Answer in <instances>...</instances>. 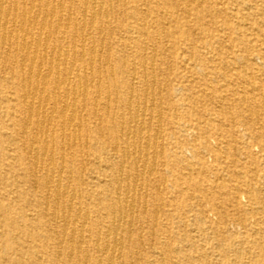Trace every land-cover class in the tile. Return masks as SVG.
Masks as SVG:
<instances>
[{
  "label": "rangeland",
  "instance_id": "374dc122",
  "mask_svg": "<svg viewBox=\"0 0 264 264\" xmlns=\"http://www.w3.org/2000/svg\"><path fill=\"white\" fill-rule=\"evenodd\" d=\"M94 1L3 4L0 264H264V0Z\"/></svg>",
  "mask_w": 264,
  "mask_h": 264
},
{
  "label": "bare ground",
  "instance_id": "6f19581e",
  "mask_svg": "<svg viewBox=\"0 0 264 264\" xmlns=\"http://www.w3.org/2000/svg\"><path fill=\"white\" fill-rule=\"evenodd\" d=\"M35 1V0H34ZM39 1V0H38ZM43 2H45L46 0H42ZM53 1V0H52ZM84 1V0H83ZM104 1V0H103ZM103 1L102 0H95L94 1V3H93V6H92V12L91 13H93L94 15L96 14V13H98L96 10H98L99 11V9H100V7H101V5H102V3H103ZM4 2H5V0H0V19H1V17L3 16V12H4V10H3V4H4ZM39 3V2H38ZM59 4V3H58ZM83 4H84V2H83ZM53 5V4H52ZM91 5H92V2H91ZM100 6V7H99ZM14 7V6H13ZM23 7V6H22ZM43 7H44V4H43ZM53 7V6H52ZM96 7H99V9H97ZM108 7H109V5H108ZM29 8V7H28ZM15 9V8H14ZM23 9V8H22ZM39 9V8H38ZM29 10V9H28ZM45 10V9H44ZM51 10V9H50ZM105 10V9H104ZM58 11H60V10H58ZM65 11V10H64ZM86 11V10H85ZM15 12V11H14ZM23 12V11H22ZM52 12V11H51ZM100 12V11H99ZM102 12V11H101ZM7 13V12H6ZM85 13V12H84ZM15 14V13H14ZM86 14V13H85ZM105 14H106V10H105ZM35 14H33V11L32 10H30L29 12H24V13H22V15H21V19H20V27H24L26 24H29V26L31 27V26H39V28H41L42 26H44V24H45V22H47L46 21V19L49 17V15H52V14H50V12L48 13V12H46V14H45V17H43V19H41L42 21H38V19L34 16ZM37 15H38V13H37ZM54 15V14H53ZM10 16V15H9ZM44 16V15H43ZM98 16V15H97ZM14 17V16H13ZM38 17V16H37ZM59 17H60V15H59ZM5 18V17H4ZM51 18H52V16H51ZM91 18V17H90ZM70 19V18H69ZM95 19V18H94ZM79 20V19H78ZM100 20V19H99ZM4 21H5V19H4ZM51 21V20H50ZM60 21V20H59ZM95 21V20H94ZM94 21H93V23H94ZM13 22V21H12ZM75 22V21H74ZM56 23V22H55ZM59 23V22H58ZM91 23V22H90ZM89 23V24H90ZM101 23V22H100ZM4 24H5V22H4ZM66 24V23H65ZM75 24V23H74ZM57 25V24H56ZM83 25V24H82ZM86 25V24H85ZM28 26V25H27ZM46 26V25H45ZM93 26H94V24H93ZM61 27H62V25H61ZM60 27V28H61ZM75 27V26H74ZM84 27V26H83ZM49 28V27H48ZM67 28V27H66ZM22 30V29H21ZM27 30V29H26ZM57 30H58V28H57ZM74 30V29H73ZM3 31V30H2ZM88 31V30H87ZM11 32V31H10ZM50 32V31H49ZM55 32V31H54ZM28 33V32H27ZM75 33V32H74ZM49 34V33H48ZM81 34V33H80ZM10 35V34H9ZM8 35V36H9ZM50 35V34H49ZM48 35V36H49ZM82 35V34H81ZM32 36V35H31ZM30 36V37H31ZM3 39V38H2ZM47 39H50V38H47ZM9 40V39H8ZM37 40V39H36ZM6 41V40H5ZM22 42V41H21ZM36 43V42H35ZM2 44V43H1ZM47 44L48 43H44V44H41V43H36V44H34V43H29V45H25V47H24V50H25V57H24V62H25V65H28L27 67H29L30 69L31 68H33L34 66H35V62H36V59H38V61H42L43 59H42V56H43V54H45V53H42L44 50H46L47 48H48V46H47ZM3 46V45H2ZM94 46V45H93ZM59 47V46H58ZM72 48V47H71ZM90 48V47H89ZM58 49V48H57ZM15 50V49H14ZM67 50V49H66ZM22 51V50H21ZM65 51V50H64ZM59 53V52H58ZM63 55H66V54H63ZM79 55H80V53H79ZM98 56H99V53H98ZM49 57H51V56H49ZM57 57H58V55H57ZM55 58V59H51V60H49L48 61V63H46L47 65H48V67L49 68H53V67H58L59 65H61V60L59 59V58ZM80 57V56H79ZM43 58H44V56H43ZM65 58V57H64ZM78 59V58H77ZM45 60V59H44ZM78 61V60H77ZM80 61H82V59L80 60ZM66 62V61H65ZM75 62V61H74ZM67 63V62H66ZM87 63V62H86ZM89 63V62H88ZM39 64V63H38ZM37 64V65H38ZM63 65H65V64H63ZM71 65V64H70ZM91 65V64H90ZM93 65H91V67H92ZM46 67V66H45ZM70 67V66H69ZM20 68V67H19ZM28 68V69H29ZM63 68H64V66H63ZM88 68H89V66H88ZM151 68V67H150ZM38 70V69H37ZM64 70V69H63ZM57 72V71H56ZM68 73H69V71H68ZM76 73V72H75ZM17 74V73H16ZM28 74V73H27ZM37 74V73H36ZM36 74H35V76H36ZM40 74V73H39ZM62 74H63V76H64V73L62 72ZM70 75V74H69ZM91 75V74H90ZM46 76V75H45ZM84 76V75H83ZM22 77V76H21ZM53 77V76H52ZM110 77H111V75H110ZM38 78V77H37ZM49 78V77H48ZM27 79V78H26ZM64 79V78H63ZM23 80V79H22ZM59 80V79H58ZM42 81V80H41ZM91 81V80H90ZM37 82H38V79H37ZM65 82V81H64ZM63 82V83H64ZM133 82V81H132ZM42 83V82H41ZM44 83H46L45 81H44ZM58 84L60 83V82H57ZM83 83V82H82ZM85 83V82H84ZM131 83V82H130ZM27 84V83H26ZM70 84V83H69ZM57 85V84H56ZM64 85H66L65 83H64ZM28 86V85H27ZM38 86V85H37ZM69 86V85H68ZM78 86V91H73V93H71V95H70V93H69V91L67 90V89H65V86H63L64 87V98H65V101H64V104H63V108H62V111H64L63 113H65V112H67V110H68V105H67V103H66V100H70L71 102H72V104H75L79 99H81V97H83L84 96V88H81V84H79V85H77ZM29 87V86H28ZM36 87V86H35ZM74 87V86H73ZM145 87V86H144ZM43 88V87H42ZM55 88V87H54ZM68 88V87H67ZM45 89V88H44ZM75 89V88H74ZM86 89V88H85ZM35 90H37V89H35ZM35 90H33V89H29L28 91H27V94L28 95H30V97H37L38 96V92L37 91H35ZM130 90V89H129ZM60 91V90H59ZM150 91H152L151 89H150ZM87 92H88V90H87ZM42 93V92H41ZM153 93V92H152ZM51 95H53V94H51ZM152 95V94H151ZM54 96V95H53ZM143 96V95H142ZM145 96V95H144ZM41 97V96H40ZM63 97V96H62ZM57 98H58V95H57ZM145 98V97H144ZM10 99V98H9ZM32 99V98H31ZM59 99V98H58ZM152 99V98H151ZM45 100V99H44ZM81 100H83V99H81ZM60 101V100H59ZM153 101V100H152ZM158 101V100H157ZM160 101V100H159ZM39 103V102H38ZM58 103V102H57ZM61 103V102H60ZM128 103V102H127ZM151 103V102H150ZM138 104V103H137ZM51 105V104H50ZM37 106V105H36ZM61 106V105H60ZM50 107V106H49ZM71 107H73V105L71 106ZM144 107V106H143ZM149 107V106H148ZM128 108V107H127ZM73 109H74V107H73ZM143 109V108H142ZM142 109H141V111H142ZM151 109V108H150ZM36 110V109H35ZM72 110V109H71ZM50 111H51V109H50ZM61 111V112H62ZM150 111V110H149ZM143 112V111H142ZM142 112H141V114H142ZM145 112V111H144ZM74 113V112H73ZM150 113V112H149ZM76 114V113H75ZM140 114V113H139ZM138 114V115H139ZM144 114V113H143ZM142 114V116H144ZM58 115V114H57ZM64 115V114H63ZM79 115V114H78ZM136 115V114H135ZM158 115V114H157ZM35 116V115H34ZM62 116V115H61ZM133 116V115H132ZM31 117V116H30ZM122 117V116H121ZM141 117V116H140ZM160 117V116H159ZM31 119V118H30ZM36 119V118H35ZM80 119V118H79ZM78 119V120H79ZM139 118L138 117H136V118H129V122L127 123V124H129V125H131V124H133V125H139V124H141V120H140V123H138L139 122V120H138ZM29 120V119H28ZM72 120H73V115L72 116H69V118H68V123H70V125L74 122V120H73V122H72ZM38 121H39V119H38ZM52 121V120H51ZM44 122V121H43ZM143 122V121H142ZM48 123V122H47ZM147 123H149L148 121H147ZM37 124H39V123H37ZM50 124V123H49ZM158 124V123H157ZM132 125V126H133ZM149 125V124H148ZM41 126V125H40ZM79 126V125H78ZM128 126V125H127ZM44 126H42L40 129H42ZM47 127V126H46ZM61 127V126H60ZM120 127V126H119ZM143 128V125L141 124L139 127H138V129H142ZM197 128V127H196ZM27 129H28V127H27ZM32 129V128H31ZM74 129H75V127H74ZM160 129H161V127H160ZM133 130V129H132ZM135 130V129H134ZM43 131V130H42ZM124 131V130H123ZM139 132H141L140 130H138ZM144 131V130H143ZM150 131V130H149ZM38 132V131H37ZM36 132V133H37ZM158 132V131H157ZM26 133V132H25ZM40 133V132H39ZM51 133H53V132H51ZM132 133H134V132H132ZM159 133V132H158ZM41 134V133H40ZM146 134V133H145ZM160 134V133H159ZM35 135V134H34ZM158 135V134H157ZM141 136V135H140ZM158 136H160V135H158ZM52 138V137H51ZM129 138H132V137H130L129 136V133H127V134H125L124 135V139L126 140V141H129ZM140 138V137H139ZM44 139H45V137H44ZM78 139V138H77ZM121 139V138H120ZM135 139L136 138H132L131 139V142H134L135 141ZM158 139V138H157ZM79 140V139H78ZM118 140V139H117ZM154 140V139H153ZM52 141V140H51ZM66 141H68V140H66ZM155 141V140H154ZM33 142H34V140H33ZM73 142V141H72ZM141 142V141H140ZM150 142V141H149ZM39 143V142H38ZM79 143V142H78ZM115 143V142H114ZM113 143V144H114ZM153 143V142H152ZM157 143V142H156ZM115 144H117V143H115ZM140 145V144H139ZM139 145H137V146H139ZM145 144H143V146H144ZM118 146V145H117ZM133 146V145H132ZM154 146V145H153ZM46 147V146H45ZM69 147V146H68ZM154 148V147H153ZM122 149V148H121ZM144 149H145V147H144ZM35 150H37V149H35ZM128 150V149H127ZM52 151V150H51ZM134 151V150H133ZM139 151H140V148H139ZM138 151V152H139ZM153 151V150H152ZM29 152V151H28ZM43 152V151H42ZM41 152V153H42ZM120 152V151H119ZM160 152V151H159ZM46 153H47V151H46ZM126 153H127V151H126ZM155 153V152H154ZM161 153V152H160ZM38 154V153H37ZM50 154V153H49ZM129 154V153H128ZM134 155H135V153H133ZM141 154V153H140ZM33 155H36V154H33ZM130 155H132V154H130ZM139 155V154H138ZM149 155H151V154H149ZM37 156V155H36ZM145 156V155H144ZM143 156V157H144ZM153 156V155H152ZM127 156L126 155H124L123 156V160L126 158ZM138 157H140V156H138ZM137 157V158H138ZM131 158V157H130ZM153 158V157H152ZM111 159V158H110ZM133 159V158H132ZM144 159V158H143ZM41 160V159H40ZM53 160V159H52ZM119 160V159H118ZM120 160H121V158H120ZM128 160H129V158H128ZM152 160V159H151ZM151 160H150V162H151ZM39 161V160H38ZM127 161V160H126ZM139 161V160H138ZM147 161H148V159H147ZM33 162V161H32ZM46 162H47V160H46ZM118 162V161H117ZM125 162V161H124ZM40 163V162H39ZM53 163V162H52ZM139 163V162H138ZM143 163H145V162H143ZM44 164V163H43ZM42 164V165H43ZM109 165V164H108ZM152 164H150V166H151ZM155 165V164H154ZM40 166H41V164H40ZM40 166H39V168H40ZM47 166V165H46ZM50 166V165H49ZM70 166H71V164H70ZM96 167V166H95ZM152 167V166H151ZM151 167H150V170H151ZM155 167V166H154ZM42 168V167H41ZM61 168V167H60ZM124 168V167H123ZM143 168V167H142ZM149 169V168H148ZM64 170V169H63ZM63 170H61L62 172H63ZM106 170V169H105ZM146 170V169H145ZM154 170V169H153ZM51 172V171H50ZM149 173H150V171H148ZM53 173V172H52ZM140 173H141V171H140ZM54 174V173H53ZM58 174V173H57ZM143 174V173H142ZM60 175V174H59ZM119 175H120V173H119ZM146 175V174H145ZM54 176V175H53ZM99 176V175H98ZM144 176V175H143ZM58 177V176H57ZM100 177V176H99ZM59 178H61V177H59ZM97 178V177H96ZM113 178V177H112ZM120 178V177H119ZM142 178V177H141ZM117 179V178H116ZM127 179V178H126ZM134 179V178H133ZM37 180V179H36ZM50 180V179H49ZM53 180V179H52ZM128 180V179H127ZM135 180V179H134ZM133 180V181H134ZM58 181H62V180H58ZM119 182H122V181H120V180H118ZM132 181V182H133ZM115 182V181H114ZM100 183H102L101 181H100ZM126 183V182H125ZM116 184V183H115ZM64 185V184H63ZM58 186V185H57ZM67 186H69V185H67ZM62 187V186H61ZM139 187V186H138ZM72 189V188H71ZM135 189H137V188H135ZM57 190V189H56ZM58 190H59V187H58ZM77 191H78V188H77ZM71 192V191H70ZM75 192V191H74ZM140 192H142V191H140ZM57 193V192H56ZM66 194V193H65ZM113 194V193H112ZM136 194V193H135ZM134 194V195H135ZM138 195V194H137ZM140 195V194H139ZM63 197V196H62ZM122 197V196H121ZM124 197H126L125 196V194H124ZM129 197V196H128ZM132 197V196H131ZM76 198V197H75ZM48 199V198H47ZM118 199V198H117ZM120 199V198H119ZM139 199V198H138ZM140 200V199H139ZM123 202H124V200H123ZM251 202V201H250ZM113 203V202H112ZM130 203V202H129ZM69 204V203H68ZM124 204V203H123ZM132 204V203H131ZM130 204V206H132ZM78 205V204H77ZM125 205V204H124ZM144 205V204H143ZM124 207V206H123ZM128 207V206H127ZM61 208H63V206L61 207ZM76 208V207H75ZM79 208V207H78ZM68 209V208H67ZM70 209V208H69ZM133 209V208H132ZM72 210V209H71ZM114 210V209H113ZM119 210V209H118ZM134 210V209H133ZM57 211V210H56ZM79 211H80V209H79ZM116 211V210H115ZM129 211V210H128ZM135 211V210H134ZM62 212V211H61ZM72 213V212H71ZM112 213V212H111ZM81 214V213H80ZM123 211H121V212H119V213H115V214H113V221H116V220H120V219H122L123 218ZM130 214V213H129ZM91 216V215H90ZM130 216H131V214H130ZM67 217V216H66ZM68 218V217H67ZM66 218V219H67ZM83 219V218H82ZM85 219V218H84ZM130 219V218H129ZM123 220V219H122ZM85 221V220H84ZM130 221H131V219H130ZM123 222H125V221H123ZM122 222V223H123ZM88 223V222H87ZM119 223H120V221H119ZM128 224H130L129 222H128ZM127 224V225H128ZM118 225V224H117ZM116 225V226H117ZM124 225V224H123ZM73 227H74V225H73ZM84 228V227H83ZM119 228H120V225H119ZM119 228H117V229H119ZM127 228V227H126ZM64 229V228H63ZM109 229V228H108ZM123 230V229H122ZM131 230V229H130ZM65 231V230H64ZM110 231V230H109ZM67 232V231H66ZM100 234V233H99ZM110 234L112 235V237H115L116 238V230L115 229H113L112 231H110L109 232V236H110ZM121 235V234H120ZM128 235V234H127ZM63 236V235H62ZM76 236H77V234L73 231L71 234H69V238L70 239H73V241H74V239L76 238ZM64 237H67V233L66 234H64V236L62 237L63 238V240H64ZM107 237H108V235H107ZM80 238V237H79ZM114 238V242H115V244H113V246L111 247V246H104L105 248H103V249H101L99 252L101 253V254H103V255H105L106 256V258H107V260H108V264H113V260L115 259V257L118 255V257L117 258H119V250H118V243H117V239H115ZM61 239L60 238H58V243H61V241H60ZM99 241V240H98ZM107 242V241H106ZM111 242H113V241H111ZM117 243V244H116ZM120 243H122V242H120ZM120 243H119V245H120ZM123 244V243H122ZM121 248V247H120ZM78 248H76V250H77ZM122 255V256H121ZM62 255H61V252H58V255H57V257L56 258H58L59 260H58V262H57V264H65L63 261H62V257H61ZM70 256V255H69ZM120 256L121 257H123V254H120ZM84 258V257H83ZM120 259V258H119ZM117 260V259H116ZM122 260V259H121ZM121 260H120V264L122 263L121 262ZM78 261H79V258H78ZM84 261V260H83ZM119 261V260H118ZM84 263H85V261H84Z\"/></svg>",
  "mask_w": 264,
  "mask_h": 264
}]
</instances>
